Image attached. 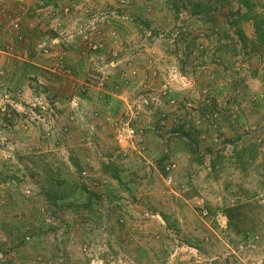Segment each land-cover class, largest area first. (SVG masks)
Instances as JSON below:
<instances>
[{
	"label": "rangeland",
	"instance_id": "1",
	"mask_svg": "<svg viewBox=\"0 0 264 264\" xmlns=\"http://www.w3.org/2000/svg\"><path fill=\"white\" fill-rule=\"evenodd\" d=\"M0 264H264V0H0Z\"/></svg>",
	"mask_w": 264,
	"mask_h": 264
},
{
	"label": "crops",
	"instance_id": "2",
	"mask_svg": "<svg viewBox=\"0 0 264 264\" xmlns=\"http://www.w3.org/2000/svg\"><path fill=\"white\" fill-rule=\"evenodd\" d=\"M44 19H47V18H44ZM51 40L53 41V38ZM60 57L64 61V63H62V64H64V66H66V68H64V69L68 70V69L72 68V70L74 72H78L79 74H80V72H83L82 70H83V66L85 65V63H84L85 61H83L82 58H86V57L81 56L79 53H77L76 51H73V50H68L66 52L64 51L62 54H60ZM99 58H102V57L99 56L97 59H99ZM58 60H59L58 57L52 56L49 58L48 61H50V64H51L52 62L58 63L57 62ZM94 91H96V93L99 95L98 98H94L95 99V100H93L94 102H92L88 99L87 103H85V104L88 107H92L97 114L94 120H95V122L98 121V123L100 124L98 130H97V128H95L97 131V134H98V132L100 131V127L103 129L105 124L107 125V123L105 122V118L108 117L111 120L112 118H110V117L112 116V114L114 113V110H116V108H115L114 102L111 99L107 102H105L104 100L101 99L100 94H102V91H100V89H98L96 87ZM97 94H96V96H97ZM84 116L87 117L86 114H84ZM83 125H84V121H83L82 127L78 128V130H84L83 127H85V125L84 126ZM85 129H86L85 133L88 135H89V133L91 134V132H93L90 129L88 130L86 127H85ZM20 249L23 250V248H19V250Z\"/></svg>",
	"mask_w": 264,
	"mask_h": 264
},
{
	"label": "built area",
	"instance_id": "3",
	"mask_svg": "<svg viewBox=\"0 0 264 264\" xmlns=\"http://www.w3.org/2000/svg\"><path fill=\"white\" fill-rule=\"evenodd\" d=\"M17 21H15V26H17ZM96 34V30H85L84 33H82L81 39L84 44V47L81 48L80 53L84 56L90 54V52H97L101 48V44L99 41H97L94 36ZM47 41L44 39L40 43V48L42 51V54L45 56H49L52 52L49 49V45L46 43ZM69 70V69H68ZM70 71V70H69ZM132 74H136L134 70H131ZM139 136V141L143 140V133L142 131H137L136 128L133 126H130L128 123H125L121 129H119L116 132V140L118 142H127L129 140H132L133 137ZM175 167V164L171 161L167 162L165 165V170L170 171ZM167 183L172 182V177L170 175L167 176L166 179ZM205 214V211L203 212Z\"/></svg>",
	"mask_w": 264,
	"mask_h": 264
},
{
	"label": "trees",
	"instance_id": "4",
	"mask_svg": "<svg viewBox=\"0 0 264 264\" xmlns=\"http://www.w3.org/2000/svg\"><path fill=\"white\" fill-rule=\"evenodd\" d=\"M252 18V17H251ZM256 27H259L258 25ZM257 30V29H256Z\"/></svg>",
	"mask_w": 264,
	"mask_h": 264
}]
</instances>
